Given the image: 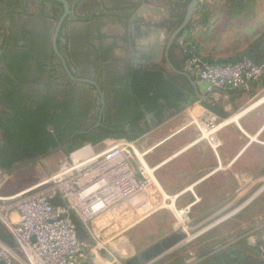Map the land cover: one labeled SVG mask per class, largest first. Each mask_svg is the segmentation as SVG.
<instances>
[{
  "label": "flooded vegetation",
  "instance_id": "af4514ba",
  "mask_svg": "<svg viewBox=\"0 0 264 264\" xmlns=\"http://www.w3.org/2000/svg\"><path fill=\"white\" fill-rule=\"evenodd\" d=\"M64 1L67 7L58 0H0V161L10 166L0 168L85 145L141 147L139 140L154 136L158 145L171 138L189 145L190 125L165 137L158 128L166 122V129L178 128L185 109L201 100L184 75L192 78L187 49L201 0L188 20L193 0ZM210 106L215 122L226 118L221 107ZM29 126L46 127L52 137L34 141L18 133ZM34 147L48 150L31 157ZM156 147L147 148L146 161ZM244 240L263 246L255 236ZM225 248L218 244L208 254Z\"/></svg>",
  "mask_w": 264,
  "mask_h": 264
},
{
  "label": "rangeland",
  "instance_id": "374dc122",
  "mask_svg": "<svg viewBox=\"0 0 264 264\" xmlns=\"http://www.w3.org/2000/svg\"><path fill=\"white\" fill-rule=\"evenodd\" d=\"M262 1L264 0H201L203 7L197 9L193 16V22L191 23L188 49H194L202 56L204 55V50L208 49L209 51L210 47L214 45L213 49L221 51L220 53H224L227 57L236 56L237 58H242L244 57L242 53L255 41L261 40L264 46V5L258 3ZM239 4L243 7L237 13ZM238 50L241 51L239 54L237 53ZM202 93L206 94V92ZM212 93L213 91L210 93V96ZM254 94L260 100V98L264 97V88L259 87L255 89ZM213 96L215 97H211L208 101L209 105H218L223 110H230V117L233 116L231 118L232 121L235 120V115L243 113L242 111L249 106L251 100L247 94L235 102L224 94ZM219 98L226 100L227 105L219 101ZM262 108H264V104L258 106V109ZM233 110L235 111L233 112ZM181 115H183V124H189L191 129L195 128L196 130L198 129L197 126H199L204 131L202 132L203 139L201 143L204 147L210 149L214 157L223 152L222 148L225 143L218 137L222 132H227L230 129V126L220 128L226 121H222L221 123L220 121H216L210 127L208 121L213 115L201 105L200 101H195ZM248 116L249 114L243 116L241 120H248ZM231 125L235 129L237 128L236 123L233 122ZM242 137L243 144L245 145L248 139L245 136ZM142 139L139 140L142 141L141 147H139L140 149L152 147L150 146L154 142L150 141L152 138ZM102 149L104 147H101ZM182 155H186V153ZM254 155L257 156L258 160L250 161ZM61 156V153L53 152L51 155L44 157V161L51 162L47 163V171L43 168L46 172L43 171L41 174L38 170V163L36 165L35 162L24 163L15 169L9 170L7 172L8 174H5L7 181L10 180L6 186L5 193L15 194V192H21L20 190L34 182L39 176L42 178L44 174H48V171L55 170L56 163ZM241 165V173H236L234 170L235 164H231V161L228 159L225 161L223 166H226V176L232 175L233 179H237L238 182L232 186L231 191H227V194L219 200L220 207H215L216 209L214 207L211 208V211L207 213L204 219L197 220L196 223L200 224L198 228L187 232L190 226L188 225L185 231L186 223L183 228L181 227L175 230V233L183 235V238L179 241L178 250L172 257H167L156 264H169L171 262L172 264H188L191 260H194L195 264H264V176H259L258 174V170L262 167V171L264 170V146L254 143L251 148L249 147L245 151L244 156H242ZM11 204L12 202L6 206H10ZM241 207L243 208L238 210ZM214 209L215 211H213ZM198 214L200 213H188L187 215L192 220V218L197 219ZM179 218L181 220L182 215H179ZM221 218L224 219L219 221ZM95 221L97 220L93 221L96 227L91 225L87 226L85 230L86 238L81 239L86 245V248H84V261L89 259L90 256L95 255L99 249L109 251L115 244L122 242L124 246L131 247L130 254L134 253L135 255L145 249L152 242V237H154L150 236L146 238L147 240L137 241L134 238L131 239L134 233L138 231V228L128 230L115 229L110 234L109 230L106 231V229L99 227L95 224ZM213 223H216L214 227L203 231ZM184 231L187 233H184ZM202 231L203 233L199 234ZM115 234H119L120 236H115V239L112 240ZM248 236L251 239L255 236L258 242L263 241V246L260 247V250L248 247L245 244L244 239ZM188 237H192L191 240L182 243ZM125 239L127 241H124ZM129 242L134 244L129 245ZM222 243L226 247L223 251L217 254H208V251L213 249L214 246ZM128 255V252L120 258L112 255V263L121 264L123 262L122 260L127 258ZM199 261H202V263H199ZM99 263L104 264V261L100 260Z\"/></svg>",
  "mask_w": 264,
  "mask_h": 264
},
{
  "label": "crops",
  "instance_id": "0c3cea01",
  "mask_svg": "<svg viewBox=\"0 0 264 264\" xmlns=\"http://www.w3.org/2000/svg\"><path fill=\"white\" fill-rule=\"evenodd\" d=\"M258 3L264 5V1ZM213 46L210 47L209 51L208 49L204 50V55H202L206 60L212 63L222 64L235 62L241 59L236 56L227 57L224 53H220L221 51L213 49ZM241 51L238 50L237 53L239 54ZM187 71L191 74L196 84H202L192 71L188 68ZM259 87L264 88V75L260 79L253 81L248 91H231L220 88L211 89L213 90V93L210 98L215 97L213 95L224 94L225 96H228L230 100L235 102L237 99H241L243 95L247 94V96L251 99L249 106L242 111L243 113L241 112L242 114L235 115L234 121L231 120L233 116L230 117V110L220 109L227 114L226 118L220 121V123L222 121H226V124L224 123V125L220 128L230 126V129H228L227 132H222L218 137L225 143V145L222 148L223 152L216 157L212 155L209 148L202 145V132L204 131L201 130L199 126H197V130L195 128L189 130L188 135H186L187 137H193L194 134L193 139L187 141V143H190L189 145L184 144V142H182L179 138L174 141H172V138L167 139L161 145H158L160 140H158L156 136L150 137L152 138L150 141H154L152 143L150 142L152 144L150 146H157L154 152L148 155V160L146 161L150 167L155 169L153 181H151L149 186L143 192L133 195L111 207L98 217L91 220L88 224H83L70 212L68 216L70 221L75 224L78 237L80 239H85V230L87 226L91 225L96 227L93 221L97 220L95 221V224L103 229H106V231L109 230L110 234L115 229L128 230L138 228V231L134 233V236H132L131 239L134 238L136 241L147 240V237L154 236L152 237V242L145 247L146 249L151 245L172 236L175 233V230L181 227L183 228L186 223V227L184 228L185 231L188 225L190 226L187 232L198 228L200 224L196 223L197 220L199 221L204 219L207 213L211 211V208L220 207L219 200L227 194V191H231L232 186L238 182L237 179H233L232 175L228 177L226 176V166H223L225 161L228 159L231 161V164L234 163L235 172L241 173V160L245 151L249 147L251 148L254 143L264 146V108L258 109V106H262L264 104V97L258 100L259 98H257V96L255 97L254 94L255 89ZM200 95L204 96L205 93L201 92ZM197 101H200L201 105L208 109L205 106L209 105L208 102L203 101V99ZM219 101L224 102V104L227 105L226 100L223 98H219ZM234 111L235 110H233V112ZM248 114L249 116L247 119L249 121L246 119L241 120L243 116ZM233 122L236 123V129L233 125H231ZM183 123L184 122L182 121V124H180L178 128L175 125L172 129H166L165 126L169 124V122H166L162 125V127H159L158 130H161L165 137L169 135V133L175 132L176 129H180L182 126H185ZM215 123L216 122L214 120V124ZM197 132L201 134L196 137L195 134ZM242 136H245V138L248 139L245 145L243 144ZM184 153H186V155H182ZM67 156L68 154H62L60 159L63 160ZM251 158L252 159H250V161L258 160L255 155ZM60 159L56 163L57 166L55 170L53 169L51 171L52 173L48 171V174H44L42 178L39 176V178H37L34 182L20 191L23 192L35 187L49 175L56 172L59 167V163L61 162ZM33 162H35L36 165L38 163V170L41 174L44 171L43 168L47 171V163L51 161H44L43 158H41L38 161ZM9 181H7L5 174L0 175V244L4 245L13 252L15 256V264H23L19 256L16 254L15 243L9 231L11 226L17 224L19 218L14 207V201L10 200V198L21 192H15V194L5 193L6 186ZM10 202H12V204L10 206H6L7 204H10ZM52 203L63 205L61 201H52ZM215 209L213 211H215ZM188 213L200 214H198L197 219L192 218V220H190L187 215ZM179 215H182L181 220ZM185 231L184 233H187ZM119 234H115L112 240ZM191 238L192 237H188L189 240L187 239L182 243L190 241ZM124 241H127V239ZM129 243V245L134 244L132 242ZM176 243L179 244V241L175 243L172 242L169 250H165L164 253L170 255L171 251L174 250ZM130 248L131 247L128 248L127 246H124L122 242L115 244L113 248L111 247L109 251L106 250V252L109 255L112 254L114 257L118 258L124 256V254L128 252L129 255L127 258L130 259L136 255H134V253L130 254ZM112 255L111 257H113ZM159 257L156 258V261ZM127 258L122 261H127ZM82 263L83 262H80L79 264Z\"/></svg>",
  "mask_w": 264,
  "mask_h": 264
},
{
  "label": "built area",
  "instance_id": "2783aa9c",
  "mask_svg": "<svg viewBox=\"0 0 264 264\" xmlns=\"http://www.w3.org/2000/svg\"><path fill=\"white\" fill-rule=\"evenodd\" d=\"M186 65L209 89L248 91L251 83L264 75V61L256 64L243 57L217 64L194 49H188ZM148 152L133 143L115 142L102 150L85 145L69 153L56 172L40 184L12 196L10 200L14 201L19 218L9 231L22 263L84 262L86 245L68 214L71 212L88 224L111 207L143 192L154 179L155 169L145 160ZM0 172L3 175L8 171ZM14 262L13 252L0 244V264Z\"/></svg>",
  "mask_w": 264,
  "mask_h": 264
},
{
  "label": "water",
  "instance_id": "95a60500",
  "mask_svg": "<svg viewBox=\"0 0 264 264\" xmlns=\"http://www.w3.org/2000/svg\"><path fill=\"white\" fill-rule=\"evenodd\" d=\"M60 2H62L65 7H67V4L64 0H58ZM197 0H193L191 5L188 8L187 11V20L190 19V17L192 16V12L194 10V7L197 5ZM153 52L157 53L156 48H153ZM188 79L190 84L192 85L196 97L198 99H202L203 96L200 95L199 92H206L207 96H205L204 98L208 97L210 95V93L213 91L211 89H209V86L207 83H202V84H196L193 79L190 77V75L188 74H184ZM259 176H264V170L262 172H260ZM238 208L239 209H242ZM225 213V212H224ZM216 225V223L211 224L209 226H207L206 230L214 227ZM203 233L200 232L199 234ZM198 234V235H199ZM183 238L182 234H177L174 233L172 236L163 239L162 241H159L158 243H155L153 245H151L150 247L146 248L145 250H143L142 252L136 254L135 256H133L132 258L128 259L127 261H124L121 264H152L156 261V258L159 257L160 254L164 253L165 250H169V248L171 247V243L172 242H177L180 241ZM97 255V257H96ZM101 261H104V264H114L112 263V257L111 255H109L104 249H99L98 251H96L95 255L90 256L89 259L85 260L82 264H101L99 263Z\"/></svg>",
  "mask_w": 264,
  "mask_h": 264
},
{
  "label": "trees",
  "instance_id": "16d2710c",
  "mask_svg": "<svg viewBox=\"0 0 264 264\" xmlns=\"http://www.w3.org/2000/svg\"><path fill=\"white\" fill-rule=\"evenodd\" d=\"M241 7H243L241 4L238 5V12H240ZM263 44L261 42V40H257L254 43H252L251 45H249L246 50L242 53V55H244V57H247L249 59H251L254 63L259 64L262 63L264 61V48H263ZM243 58V57H242ZM207 108L213 109L210 105H205ZM46 128V127H45ZM44 131H37L35 127L33 126H29V127H24L22 129L19 130L18 133H20V135L22 136H28L29 139H33L34 141H36L38 138H42V137H52L51 133H49L47 131V129ZM53 147H55V144L52 145ZM32 150L34 151L33 154L31 155V157L40 155L44 152H46L48 149H46L45 147H43V149L38 150L37 148H32ZM73 150V148H70L69 150L65 151V154H69L71 151ZM2 161H0V167L3 169H8L10 166H5L1 163ZM75 225V224H74Z\"/></svg>",
  "mask_w": 264,
  "mask_h": 264
},
{
  "label": "bare ground",
  "instance_id": "6f19581e",
  "mask_svg": "<svg viewBox=\"0 0 264 264\" xmlns=\"http://www.w3.org/2000/svg\"><path fill=\"white\" fill-rule=\"evenodd\" d=\"M208 123H209V126L212 127L214 125V118L209 119ZM205 131H209V130H205ZM223 219L224 218H221L219 221H222ZM206 229L207 228H205L203 231H205Z\"/></svg>",
  "mask_w": 264,
  "mask_h": 264
}]
</instances>
